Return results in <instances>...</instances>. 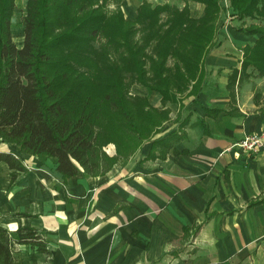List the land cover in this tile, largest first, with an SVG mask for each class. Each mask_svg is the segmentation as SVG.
<instances>
[{
  "label": "crops",
  "instance_id": "0c3cea01",
  "mask_svg": "<svg viewBox=\"0 0 264 264\" xmlns=\"http://www.w3.org/2000/svg\"><path fill=\"white\" fill-rule=\"evenodd\" d=\"M144 1L187 5L195 19L206 11L205 3L196 0H138L137 6ZM223 4L220 0L216 35L205 42L198 74L186 89H176L175 100H164L159 91L139 88L138 94L167 111L154 138L178 131L186 135L157 147L161 155L149 156V140L105 174L91 176L82 169L65 178L57 157L31 154L0 138V152L13 153L26 167L12 180L13 169L0 161V225L10 231L13 264H18L17 254L20 264H166L167 256L183 250L173 246L189 230L192 240L204 230L214 240L226 239L227 256L264 245V151L232 146L264 130V73L242 72L244 48L260 34L238 31L234 15L227 23L235 10ZM130 13L136 20L137 13ZM201 73L203 82L195 87ZM21 226L42 233L50 253L19 243Z\"/></svg>",
  "mask_w": 264,
  "mask_h": 264
},
{
  "label": "trees",
  "instance_id": "16d2710c",
  "mask_svg": "<svg viewBox=\"0 0 264 264\" xmlns=\"http://www.w3.org/2000/svg\"><path fill=\"white\" fill-rule=\"evenodd\" d=\"M101 1L106 0H27L23 17L24 40L18 46L11 32L15 0H0V138L19 144L31 154L57 157L58 170L65 178L77 175L82 169L91 176L105 174L119 159L102 149L101 130L95 129V124L104 127L97 123L104 116L120 115L127 121L128 133H140V123L134 115L140 113L141 107H129L119 80H115L114 85L118 86L117 91L110 93L108 89L104 95L115 100L110 102V110L89 109L91 106L86 100L78 98L80 86L75 82L90 75L89 65L83 59L88 43L100 40L103 32L109 31L113 37L108 36V39L112 43L106 47L110 50L121 44L127 48L132 55L129 60L134 61L139 71V82H151L164 100H175V90H185L189 80L197 76L199 58L205 42L216 35V20L221 9L220 0H196L205 3L206 11L202 18L195 19L189 15L187 5L180 9L175 4L153 6L144 1L138 7L137 19L129 21L120 10L114 15L108 13ZM231 6L237 19H259L258 23L240 24L235 28L245 34H260L255 44H247L244 48L242 72L246 74L251 69L263 74L264 24L260 22H264V0H232ZM162 13L167 14L166 19ZM139 20L143 33L137 38L135 31L140 29L141 24L136 25ZM125 22L131 25L124 27ZM132 34L133 44H130ZM146 58L156 75L149 79L150 82L144 75ZM169 59L173 60L172 64ZM60 77L70 79L67 90H62L55 81ZM203 77V73L198 76L195 87L200 86ZM137 99L146 98L137 95ZM219 110L208 109L209 112ZM143 112L147 125L154 119V133L167 116L166 110H158L153 104ZM140 122L144 123L142 127L150 129L145 122ZM185 136V132L178 131L163 138L150 137L149 156L161 155L156 152L157 147L170 146ZM127 153L124 148L118 150V155ZM0 161L13 169L12 180L17 173L26 170L21 159L11 152H0ZM17 234L19 243L50 253L46 238L36 228L21 226ZM11 240L10 231L0 225V264H13Z\"/></svg>",
  "mask_w": 264,
  "mask_h": 264
},
{
  "label": "rangeland",
  "instance_id": "374dc122",
  "mask_svg": "<svg viewBox=\"0 0 264 264\" xmlns=\"http://www.w3.org/2000/svg\"><path fill=\"white\" fill-rule=\"evenodd\" d=\"M126 2L124 4L123 2ZM132 1V2H131ZM138 0H106L101 1L100 4H103V9L106 10L108 13L113 14L116 11H121L123 17L126 20H131V11L138 14V7L137 2ZM179 3H183L182 0H178ZM127 2L129 4H127ZM224 6L226 7H232L231 3L232 0H223ZM27 3V0H26ZM26 3L25 0H15V9L11 16V21L13 24V40L16 42L18 46H21L24 40L23 35V28H24V21L23 17L26 13ZM132 4V7L130 5ZM195 6H199L198 4H195ZM134 8V9H133ZM136 8V10H135ZM228 9V8H227ZM116 14V13H114ZM113 14V15H114ZM227 14V13H226ZM234 14H231L230 17L226 19V22L229 23L233 18ZM137 19V18H136ZM133 20V19H132ZM245 24H250L251 22L258 23L259 19H252V18H246ZM234 22L238 25L242 24L239 19H235ZM263 23L264 22H260ZM141 24V26H140ZM131 25V22L129 24H124V27H129ZM136 25L140 29H137L135 31V36L138 38L142 31V22L137 21ZM226 25V24H225ZM163 27H166L163 25ZM18 29V30H17ZM112 34H115L113 31H111ZM101 39H93L91 42L88 43V46L86 49L85 58L83 55V59L85 63H88L90 75L88 78H85L84 80L75 82L76 86H80L79 89V95L78 98L86 100L87 104L91 106L89 109L95 108L98 111H104L105 109L109 110L112 108V105L110 102L115 101L114 98L111 96L108 101L107 97L105 98L104 95L106 92H108L110 89V93L116 92L118 89V86L115 85V80H119V83L121 82L123 89L125 90V97L128 101L129 107L131 108H137L141 107L140 113L138 112L134 115V119L136 122H139L138 129L140 133L138 132H132V134L128 133V124L127 121L124 120L120 115L116 117L114 114H110L108 116H104V118L100 119L99 124L104 125V127H100V125L95 124V129L97 131L101 130L100 134L102 136V142L104 143V146L102 149L108 153L109 156L114 157L116 160L121 156H124V154L118 155L119 148H124L128 153L125 155L127 157L133 156L139 149L142 147V144L145 142H148L150 140V137H154L155 133L153 130L154 128V119L150 122V125L148 124L147 118L142 114L143 111L147 109V107H150L152 105L151 100H149V96H144L146 99H137V95H140L143 97V95L138 94L141 93L139 91V88H145L149 89L150 92L158 91L155 89L153 84L150 82L149 79L155 78V71L154 69H151L149 67L150 61L146 58V70L144 71V75L146 78H148L149 84H143L142 82H139L138 80V69L136 68V65L134 61H130L129 58L130 54L128 53V50L124 45H117L114 46V49H108L106 45L109 47L111 46L112 40L109 41L108 36L111 38L112 35H109V31L103 32ZM132 40L130 41V44H133V34L131 36ZM108 39V40H107ZM147 39V37H145ZM107 40V41H106ZM106 41V42H104ZM21 44V45H20ZM150 48V47H149ZM153 48H150V51H152ZM113 65V66H112ZM93 72V74H92ZM165 73V71H164ZM70 79H66L65 77L57 78L55 81L58 83L59 87L64 90L68 89L67 86L69 84ZM132 82V83H131ZM131 83V84H130ZM152 84V85H151ZM130 85V86H129ZM121 92V91H120ZM124 93V92H123ZM107 101H106V100ZM139 103H138V102ZM134 104V106H133ZM95 105V106H94ZM140 121L145 122V124L150 128L146 129L142 127L144 123H141ZM103 130V131H102ZM154 157V156H152ZM156 158V156L154 157ZM115 160V161H116ZM113 167V166H111ZM224 226V225H223ZM195 229V227H194ZM193 231V230H192ZM192 231H185L184 236H181L180 238H177L174 244V248H177L178 251L174 252L171 255L170 258H168L164 261L166 264H234V262H245V264H264V245H260V248H252L251 253H242L241 249L237 250L235 255H225L227 253V248L224 249V241L222 242V238L213 239L210 237H207L206 230L203 231V235L200 237H195V239L192 240ZM215 231V229H214ZM212 233V232H211ZM197 239V240H196ZM236 239V238H235ZM222 242V244L219 245L220 250H216V246L219 242ZM237 239L235 240V242ZM206 242L207 244L203 243ZM238 242V241H237ZM236 242L235 246L236 249L239 247L238 243ZM172 247V248H173ZM182 248V249H181ZM180 252V253H179ZM176 254V255H175ZM178 254V255H177ZM224 262H221L220 260L225 258ZM245 255V256H244ZM170 260V263H167ZM17 261L18 264H20V260L17 254ZM158 264H163L158 263Z\"/></svg>",
  "mask_w": 264,
  "mask_h": 264
},
{
  "label": "built area",
  "instance_id": "2783aa9c",
  "mask_svg": "<svg viewBox=\"0 0 264 264\" xmlns=\"http://www.w3.org/2000/svg\"><path fill=\"white\" fill-rule=\"evenodd\" d=\"M232 146H238L250 153L264 151V130L250 132V134L236 140Z\"/></svg>",
  "mask_w": 264,
  "mask_h": 264
}]
</instances>
